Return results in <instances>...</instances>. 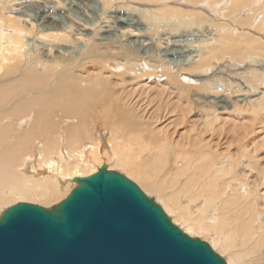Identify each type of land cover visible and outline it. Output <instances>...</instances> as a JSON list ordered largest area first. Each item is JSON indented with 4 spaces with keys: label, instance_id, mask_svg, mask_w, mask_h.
I'll return each instance as SVG.
<instances>
[{
    "label": "bare ground",
    "instance_id": "obj_1",
    "mask_svg": "<svg viewBox=\"0 0 264 264\" xmlns=\"http://www.w3.org/2000/svg\"><path fill=\"white\" fill-rule=\"evenodd\" d=\"M4 1L2 0L3 3ZM147 1L158 4L161 0ZM18 2L17 4L21 5L29 0H18ZM118 2L116 1V3ZM113 3L115 2L113 1ZM246 3L248 4V2ZM155 4L153 3V5ZM7 6L9 8L10 5ZM147 7L149 6L147 5ZM41 10L46 18L42 24L33 23V17L31 18L30 15L20 11V14L18 13V20L29 18L25 21L31 24L28 30L37 31V37L23 36L28 32L18 26L14 30L11 27L13 34L11 35L3 29V20L0 21L2 26L0 29V215L4 210L19 202L52 207V204L64 200L75 188V183L72 182L74 178L91 176L105 165L108 170H122L127 178L138 181L142 191L146 195L153 196L155 201L161 204L162 209L170 215V219L175 225L179 226L188 236L207 241L212 249L222 257L225 256L224 259L226 258L228 264H264V165L259 162L260 158L257 159L258 156H256V151L254 153V149H247V146H243V137L238 142L241 146L236 149L227 146L230 141L221 139L223 136L221 137V132L216 129L215 125L219 122V128L222 127V123L219 121L221 118L219 112L220 110L229 111L228 100L209 97V95L205 99L203 97L204 103L209 106L207 109L210 111V114L207 115L208 119L203 120L206 124L204 127L195 124V122L192 125L188 124L190 127L192 126L189 136H193V138L185 137L184 134L178 137L179 127L182 123L174 124L172 131L169 130V125L162 126V124L169 115L175 118L174 121L185 119L184 117L188 116L190 108L194 106L188 99V90L190 89L183 87L171 90L172 88L164 87L165 90H160V92L158 90V93H155H157V100L162 101L161 110L158 108L155 109L158 111L154 113H147L146 108H140L141 105L139 106L138 101L134 98V93L131 95L129 91L120 88L119 78H124L127 75L124 70L134 66V63L133 61H123L116 64L113 63V58L116 57L115 53L120 49L133 58H143L141 48H143L144 42L142 38H136L140 34L131 33L130 30L125 29L126 26L122 30H117L110 21L105 20V28L113 35V38H96V32L89 31L88 34L84 32L88 38H75L79 41L78 52L76 56H72L76 52L75 48L58 44V41L61 43L65 40H59L58 37L61 35L53 32L58 29V26L55 24L54 18L52 17V19L51 15L48 16L49 11L46 8ZM167 10L169 9H165L163 13ZM0 11L3 13L1 9ZM170 13L174 14L173 11ZM244 14H246L245 11ZM214 15L216 14L211 16L215 17ZM11 16L14 17V15ZM178 17L181 24L186 25V16L182 12H179ZM14 18L9 17L8 20L18 21ZM9 36L15 38H5ZM123 36L126 38H122ZM220 36L223 40L230 38V45L241 43L240 38L234 37V33L230 30L223 31ZM145 39L154 41L153 38ZM103 41L108 43L104 44ZM244 42L251 50H245V52H253L260 56L255 59H246L244 64L234 62L227 64L230 65L231 72L227 71L228 66L224 68L217 66L215 71L211 70L212 67L210 70L214 73L210 74H208L210 70L208 72L205 70L209 66H213L214 57H217L219 52L214 49L213 45L200 43L190 50L195 53L192 58H198V60L195 59L194 68L203 76H207L208 81L203 82L207 88L211 90L229 88L224 81L225 78H219L217 75H225L227 79L231 78V82L240 87H248V84H252V82L257 84V86L251 85L250 88H252L248 93L245 91V95L241 94L238 99H235L233 103L236 105L243 102L250 103L249 99L252 96L264 93V90L260 91L264 86V74L260 70L262 66L259 69L260 65L264 66V46L260 45V41L259 44L255 40ZM220 44L224 47L223 41ZM109 45H112L111 50H114V53L106 55L104 53L107 52L102 51L101 48ZM237 50L240 51V48ZM53 52H58L62 57H58L56 61V57L52 56ZM166 55L164 56L166 57ZM145 60L147 61V59ZM95 62L100 63L102 69L107 70L109 75L104 76L105 73L96 71L91 73L87 69V65L95 64ZM157 63L160 65L159 62ZM165 67L161 66L163 69ZM239 68H249L245 74L248 76L232 70ZM84 69L88 70L85 76L81 72L78 73ZM166 69L168 71L167 67ZM170 69L172 70L171 67ZM141 70L142 67L135 70L137 75H130L126 80L140 82ZM218 71L222 72L216 74ZM151 74L153 73L151 72ZM169 74L171 77L173 76V73ZM166 76L169 78L167 73ZM203 80H201V84ZM163 91H167L166 95ZM175 98L178 99L174 100ZM241 98L243 101L239 100ZM199 100V98L193 100V103L197 102L195 106H201L198 104ZM102 101H105L108 106V109L104 111V116L100 115L102 107L99 105ZM182 102H186V105H183ZM249 106L251 105L247 107ZM255 108L254 106V110ZM62 111L72 119L75 118L74 123L60 117ZM198 113L200 114V112ZM256 113L258 114L259 110ZM104 118L107 120L104 121ZM90 122L111 130L100 135V130L95 133L89 126ZM195 127L200 130L204 128L217 138L213 137L212 139L209 136L211 139H207L204 137V131L201 130L203 133H199L200 131L198 132ZM116 131L123 132L124 137L116 135ZM137 134L141 137H138ZM86 139L90 143L87 144ZM223 146H226V151H221ZM201 149L205 151L197 160L192 152ZM220 178L223 179L222 184L218 183ZM201 180L203 181L201 182ZM167 187L171 190L164 191Z\"/></svg>",
    "mask_w": 264,
    "mask_h": 264
},
{
    "label": "rangeland",
    "instance_id": "obj_2",
    "mask_svg": "<svg viewBox=\"0 0 264 264\" xmlns=\"http://www.w3.org/2000/svg\"><path fill=\"white\" fill-rule=\"evenodd\" d=\"M5 1H7L8 3L7 2L5 3ZM5 1L3 3L2 0H0V2H1L0 3V9L3 11V13L0 11L2 13V15L0 13V21L3 20L2 26H3V29H5V32L13 35L12 29L14 30L18 26L22 30L25 29L28 32L27 33L25 31L27 33V35L24 33L23 36H26L28 38H31L34 36L37 37V34H36L37 31H33V30L29 31L28 30L31 26L30 22H25L26 20H29L28 17H26L24 19L21 18V20H23V21H21L20 19H19L20 21L18 20L19 14H20L19 11L24 13V14L30 15L31 18L33 17L32 21L33 20L35 21V22L33 21V23L42 24V22L46 21V18L43 16L41 9L46 8V10L49 11L48 16L51 15V18L52 17L54 18V19L53 18L52 19L55 21V24H57V26H58V29L53 30V32H55V33L57 32V33H59V35H61L60 37H58V38H60L59 40H61V39L65 40V41H61V43H60V41H58V44L59 45L62 44L64 46L67 45L68 47L72 46L73 48H75L76 52L73 53L72 56H76V53L78 52L79 41H77L75 38L76 37H78V38L87 37L88 38V36L86 34H88L89 31L94 32V33L96 32L95 33L96 38H113V35L111 33H109L108 30L105 28V26H106V24L104 23L105 20L110 21L112 23L113 27L117 30H122L123 27L126 26L125 29L130 30L131 33L140 34L139 37H136V38H142V41L144 42V44L142 46L143 48H141L143 58H138V57L133 58V57L129 56L122 49L118 50L115 53L117 58L116 57L113 58L114 59L113 63L119 64V63H122L123 61H133L134 66H135V67L134 66L128 67V70H126V69L124 70L125 74H127V75L124 78H119L120 88H122L126 91H129V93L131 95H133V93H134V98L138 101L139 106L141 105L140 108H142V109L146 108L145 110L147 113H149V112L154 113L158 110H161L162 101H159V100H157L158 98H156V94L158 93L157 92L158 90H159V92H160V90H165L164 87L172 88L171 90L181 89L183 87L190 89V90H188V99L194 105V106H192L193 108L192 107L190 108V113H189L190 115L188 114L187 117H184L185 119H179L178 121H174L175 118H173L172 115L171 116L169 115L165 118V120H163L164 122H163L162 126L169 125L168 127L171 128V129L169 128V130H171V131L173 129L172 127L174 124L176 125L178 123H182L179 127L178 137H180L182 134H184L185 137H188L190 135V133H189L190 128L192 127V126L190 127L189 125L190 124L192 125L194 122H195V124L203 125V127L206 124V122L203 120L208 119L207 115L210 114V111L207 109V107H209V106L206 103H204L203 97L205 99V97H208V95H209V97L212 96V97L218 98V99L225 98L224 100L225 101L228 100L227 102H228V105L230 106L229 111L228 110H220L219 117H221V118L219 121H221L222 127L219 128L220 127L219 122L216 123V125H215L216 129H219V132H221V137L223 136V138H221V139H225V141L228 140L227 142L230 141L227 144V146L228 147L231 146L230 147L231 149H236V147L241 146L238 142L243 137L242 138L243 146H245V147L247 146V149H254V153L256 151V156H258L257 159L260 158L259 162L263 163V165H264V123H263L264 122V109H263L264 108V96L262 97V95L264 93L263 94H256L255 96H252V98L249 99L251 101L250 103L245 102L247 105L244 102L240 103L239 105L234 104L233 102L235 101V99H238L241 94L245 95V91L248 93L249 90H251V88H252V87L250 88L251 85L257 86V84L255 82H252V84H248V87L247 86H241L240 87V86H237L236 84H233L231 82V78L227 79V77L225 75H217V77H219V78H225L224 81L228 84L229 88L226 89L224 87V88H219L217 90H211L203 84V82L208 81L207 76H203L202 74L199 73V71L196 70V68H194V63L196 61L195 59L198 60V58H195V59L192 58V56H194L195 53H192L190 51V50H193L200 43L201 44H203V43L211 44L215 47L214 49L219 51L217 53V57H214L215 59L213 61V66H209L208 68L205 69L207 72L212 67L213 68L211 70L215 71L216 68H218V67L224 68L225 66H228L227 64H229V63L231 64L232 62L238 63V64H244L246 59L250 60V59H255V58L259 57L260 55L257 56L253 52L252 53L251 52H245V50H248V51H251V50H250V48H248L247 44L244 41L250 42L251 40H255V41H257L258 44L260 41V45L264 46V43H263L264 42V0H262V2H260L261 0H250V1H248V0H233V1L232 0H184V1L183 0H164V1H162L161 0L158 2V4H155L156 2H151V1H147V0H132V1L131 0H122V2H121V0H82V1L81 0H76V1L75 0H59V1L58 0H40L41 3L39 2V0H29V2L21 4V5L17 4V3H19L18 0H5ZM68 1H70V2H68ZM113 1L115 3H113ZM116 1L117 2L120 1V2L116 3ZM170 1H171V3H170ZM172 1H174L173 2L174 4L172 3ZM256 1H258L260 3L256 2ZM72 2L74 5L72 4ZM181 2L184 4H182ZM246 2H248V4ZM36 3H38V4H36ZM42 3H44V4H42ZM77 3H79V4H77ZM129 3L131 6L129 5ZM153 3L155 5H153ZM256 3H258L259 5L258 4L255 5ZM3 5H5L6 7ZM7 5H10L9 8ZM147 5L149 7H147ZM236 5L238 6V8ZM2 6L4 9L2 8ZM123 6H125V7H123ZM119 7L121 8V11H120ZM156 7H159V8H156ZM132 8H134V9H132ZM110 9H113V10L116 9V10L113 11ZM165 9H169V10H167L168 12L166 11L165 13H163V11H165ZM143 10H145V11H143ZM14 11H16L15 12L16 14L14 13ZM170 11H173L174 14H171ZM244 11L246 14H244ZM179 12H182L184 14V16H186V19H185L186 25L181 24V20L178 17ZM242 13H243V15H241ZM34 14H36L37 16H35ZM139 14H141V15H139ZM161 14H163V15H161ZM169 14H171V16H169ZM213 14H216V15H214L215 17L211 16ZM260 14H261V16H260ZM11 15H14V17H17V18H14ZM106 16H108V17H106ZM242 16H243V18H242ZM9 17H12L18 21H15V20L9 21L8 20ZM150 17H152L153 19H151ZM156 18H158V19H156ZM206 19H210V20H206ZM153 20L155 21V23H153L154 22ZM172 20H173V22H172ZM205 21H206V23L203 24V22H205ZM258 21H259V23H258ZM176 23H177V25H176ZM251 23L253 24V26ZM2 26L0 23V29H2L1 28ZM160 26H162V27H160ZM11 27H12V29H11ZM233 27H235V28H233ZM85 29H87V30H85ZM99 29H103V30H99ZM241 29H243V30H241ZM228 30H230L234 33V37L240 38V40H241L240 44L230 45V38H226L225 40H223L221 38V36L219 37V35H221V33L223 31H228ZM103 31H105V32H103ZM84 32L86 34H84ZM247 32H249L250 34ZM146 33H147V35H145ZM5 38H15V37L9 36V37H5ZM50 38H52V37H50ZM122 38H126V37L123 36ZM145 38H153L154 41H150V40H147ZM37 39H40V38H37ZM158 39H160V40H158ZM24 41H26V39H24ZM222 41L224 43V47L220 44V43H222ZM124 42H125V40H124ZM103 43L107 44L108 42L103 41ZM182 46H183V48H182ZM190 47H191V49H190ZM238 48H240V51L237 50ZM111 49H112V45L104 46L101 48L102 51L107 52V53H104L106 55H110L111 53H114V50H111ZM169 49H170V51H168ZM179 49L181 50V52H178V51H180ZM232 50L234 52H237V53H234ZM164 52H166V53H164ZM145 54H146V56H145ZM234 54H236V55H234ZM164 55H166V57ZM246 55L248 56V58H246L247 57ZM37 56H38V54H37ZM52 56L56 57V61L58 60V57H62L60 54H58V52H53ZM237 56H239V57H237ZM145 59H147V61ZM143 60H144V62H143ZM228 61H230V62H228ZM157 62H159L160 65ZM167 62H168V64H166ZM172 62H174L175 64L174 63L172 64ZM163 63H165V64L162 65ZM161 66L162 67L166 66L168 68V71H167L166 67L163 69V68H161ZM124 67H126V66H124ZM141 67H142V70H141L142 72H140V75H141L140 82L126 80V78H128V76H130V75H132V76L137 75L135 70L141 69ZM170 67L172 68V70L170 69ZM188 67H190V69H188ZM228 67H229V69L227 71L231 72L230 65ZM260 67H261V69H260ZM87 69L90 70L91 73L96 71L97 73H100V72H102L103 74L105 73L104 76L109 75V74H107L108 72H106L107 70L102 69L100 63H98V62H95V64L89 63V65H87ZM241 69H242V71H241ZM241 69L239 68V69H232V70L242 72V75L248 76L245 74L249 70V68H241ZM259 69L264 74V66L260 65ZM88 70H85V69L80 70V71H78V73L81 72V74L85 76V74L88 72ZM159 70H161V71H159ZM211 70H210V72H208V74L214 73V71H211ZM130 71H132V72H130ZM143 71H144V73H143ZM243 71H244V73H243ZM151 72L153 74H151ZM164 72H165V74H164ZM221 72L218 71L216 74L221 73ZM166 73L169 75V78L166 76ZM169 73H173V76L171 77ZM184 73H187V74H184ZM176 74H177V76H176ZM189 78L191 79L190 81L188 80ZM147 79H149V80H147ZM159 79H160V81H158ZM201 80H203L202 84H201ZM174 81H177V82H174ZM198 81L200 82L199 84H198ZM178 82L180 83V85ZM190 82H192V83H190ZM263 82H264V80H263ZM201 86H203V87H201ZM248 88H250V89H248ZM263 88H264V86L262 87V89H260V91H263L264 90ZM260 91H258V92H260ZM155 92H157V93H155ZM163 93L166 95L167 91L166 92L163 91ZM142 96L144 98H141ZM148 97H150L149 98L150 100L147 99ZM173 97H174V94L172 95V99H173ZM197 98L200 99L199 100L200 102H198V104H201V106H195L197 104V102L193 103V100L197 99ZM201 98H202V100H201ZM261 98H263V99H261ZM177 99L178 98H175L174 100H177ZM140 100H142V101H140ZM239 100L243 101V98H241ZM259 100H260V102H259ZM182 103H183V105L184 104L186 105V102H182ZM248 105H251V106L247 107ZM99 106L102 107V110H101L102 112L100 113V115L104 116V111H106V109H108V106L105 103V101H102V103ZM238 106H241V107H238ZM254 106L256 107L255 110H254ZM262 106H263V108H262ZM158 108H160V109H158ZM155 109H158V110H155ZM204 109H206L207 111ZM202 110H204V111L202 112ZM238 110H240V111H238ZM244 110H245V112H244ZM257 110H259L258 114L256 113ZM225 111H227V112H225ZM198 112H200V114ZM196 113H198V114H196ZM198 115H201V116L204 115V116L199 117ZM60 117L74 123L73 120L75 118L72 119L71 116L65 115L63 111L60 114ZM224 119H225V122H224ZM106 120H107V118H104V121H106ZM200 120H201V122L198 123ZM171 121H174V122H172L173 124L171 123ZM188 122H190V123H188ZM247 122H249V123H247ZM102 123L100 124L101 126H102ZM90 124H89V126L95 131V133H98L99 132L98 130H100V135H104L107 131L111 130V129L107 130V128H102L98 124H95L92 122H90ZM170 124H172V125H170ZM98 127H100V128L98 129ZM195 129H198V128L195 127ZM201 130L204 131V137L205 138L206 137H207V139H211V138L213 139V137H214V139L217 138V136H214V134H210L209 132L204 130V128ZM201 130L198 129V132L200 131L199 133H203V131H201ZM205 132H207V133H205ZM235 132H238V133L236 134ZM115 134L120 136V137H124L122 135L123 132L116 131ZM94 136H95V134H94ZM137 136L141 137V135H139V134H137ZM209 136H211V138ZM189 137L193 138V136H189ZM95 138H97V137L95 136ZM194 139H195V136H194ZM88 141H89L88 139L85 140V142H87V144L90 143ZM232 144H233V146H232ZM248 146H250V147H248ZM205 148L208 150L207 147H205ZM204 149L193 150L192 154L195 155L197 160L200 159V156H202L203 152L205 151ZM225 149H226V146H223L221 151H224ZM117 170L118 169H114V171H117ZM120 171H122V170H119L117 172L125 175L123 171L122 172H120ZM171 171L173 172L174 170H171ZM130 180L133 182L135 181L134 183L142 190V188L140 187L141 185L140 186L138 185V184H140L138 181H136L134 179H130ZM203 180H201V182ZM222 182H223V179L220 178L218 183L222 184ZM75 187H76V184H75ZM170 190H171V188H168V187L164 189V191H170ZM147 196L150 198H154L153 196H149V195H147ZM66 198H64V200ZM19 203H23V202H19ZM59 203H57V204H59ZM16 204H18V203H16ZM52 205L54 206L56 204H52ZM159 205L161 206L160 203H159ZM42 207H44V206H42ZM50 207L51 206H49V207L45 206V208H50ZM167 216H169V218H171L170 215L167 214ZM199 239L203 240L202 238H199ZM205 242H207V241H205ZM211 248H212V246H211ZM216 253H218V252H216ZM220 256L222 257V255H220ZM224 257H222V258H224ZM225 261H226V258H225ZM226 263L228 264L227 261H226Z\"/></svg>",
    "mask_w": 264,
    "mask_h": 264
},
{
    "label": "water",
    "instance_id": "obj_3",
    "mask_svg": "<svg viewBox=\"0 0 264 264\" xmlns=\"http://www.w3.org/2000/svg\"><path fill=\"white\" fill-rule=\"evenodd\" d=\"M50 208L0 215V264H227L176 226L154 198L105 165Z\"/></svg>",
    "mask_w": 264,
    "mask_h": 264
}]
</instances>
